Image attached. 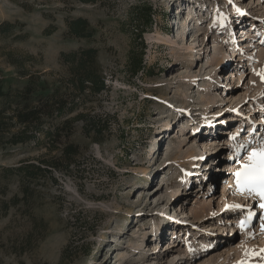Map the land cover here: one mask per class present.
Segmentation results:
<instances>
[{
  "label": "rangeland",
  "instance_id": "1",
  "mask_svg": "<svg viewBox=\"0 0 264 264\" xmlns=\"http://www.w3.org/2000/svg\"><path fill=\"white\" fill-rule=\"evenodd\" d=\"M144 5L154 11L145 71L132 77L130 19ZM79 16L91 38L65 36L66 17ZM2 21L24 36L0 38V51L33 55L27 67L45 73L47 90L61 51L96 47L109 89L95 105L114 123L100 141L80 124L70 137L91 176L58 175L28 207L0 216V264H264V201L234 175L251 145L264 148V0H0ZM0 67L5 88L25 84L13 65ZM36 154L0 145V200L18 193L2 168ZM239 156L236 171H222Z\"/></svg>",
  "mask_w": 264,
  "mask_h": 264
},
{
  "label": "trees",
  "instance_id": "2",
  "mask_svg": "<svg viewBox=\"0 0 264 264\" xmlns=\"http://www.w3.org/2000/svg\"><path fill=\"white\" fill-rule=\"evenodd\" d=\"M153 14L151 5H144L130 19L133 24L130 36L139 44V53L130 49L127 56L126 72L132 77L145 71L143 57L146 46L142 35L151 27ZM18 26L21 32L23 24ZM65 26V36L69 38L93 36L94 31L84 17H66ZM14 28L15 23L0 22V38L18 39L24 36ZM54 30L51 25L44 32L50 34ZM97 56L98 49L93 46L61 51L58 57L61 70L54 77L53 87L47 90L42 79L45 73L41 70L31 72L27 67V62L34 59L33 55L20 49L2 47L0 60L13 65L26 82L21 87L5 88L0 67V145L29 144L37 154L2 168L6 176L17 177L18 193L7 200H0V216L11 207H28L41 187L48 183L57 184L58 175L70 177L75 182L91 176L81 165L84 147L71 141L70 137L76 125L80 124L86 137L100 141L111 131L114 123L110 114L98 110L95 105L109 89L107 76L98 64ZM30 220L32 226L37 222L34 217Z\"/></svg>",
  "mask_w": 264,
  "mask_h": 264
},
{
  "label": "snow or ice",
  "instance_id": "3",
  "mask_svg": "<svg viewBox=\"0 0 264 264\" xmlns=\"http://www.w3.org/2000/svg\"><path fill=\"white\" fill-rule=\"evenodd\" d=\"M248 163L241 166V170L234 173L238 190L255 193L264 201V148L253 150L248 155ZM227 207H239L236 205ZM264 209V203L260 204ZM245 221H241V227Z\"/></svg>",
  "mask_w": 264,
  "mask_h": 264
},
{
  "label": "bare ground",
  "instance_id": "4",
  "mask_svg": "<svg viewBox=\"0 0 264 264\" xmlns=\"http://www.w3.org/2000/svg\"><path fill=\"white\" fill-rule=\"evenodd\" d=\"M241 15H243L242 17H241V19L239 18ZM238 16V19H240L237 23H240V22H242V20H244L243 19V17H244V14H239V15H237ZM240 30H241V33H243V31L244 30H242V28H240ZM226 74H228V76H234V73H232V70H230V71H227L226 72ZM258 144V143H257ZM251 148H250V152H252L254 149H255V147H253V145H251L250 146ZM249 152V153H250ZM249 155V154H248ZM243 160L244 159H241V156H239L237 159H235V160H232L231 162H226L225 163V165H224V167H223V169H222V171L223 172H225V173H228L227 175H230V174H232L234 171H236V168L240 165V164H242L243 163ZM198 174V173H197ZM226 178V177H225ZM228 181V182H227ZM220 186L221 187H219V189L221 190V193H223V196L225 195V193L226 192H228V189L231 187L232 188V186H233V184H232V180L230 179V178H227V180H226V182H223L222 184H220ZM174 244V241H172V242H170V244H168L167 245V248H173L174 246H172ZM165 261V259H164V257L163 258H160L159 259V263H162V262H164ZM157 262V263H158Z\"/></svg>",
  "mask_w": 264,
  "mask_h": 264
}]
</instances>
